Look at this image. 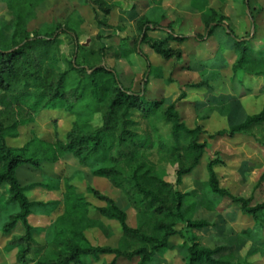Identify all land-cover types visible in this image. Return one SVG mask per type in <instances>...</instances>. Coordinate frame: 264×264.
<instances>
[{
	"label": "rangeland",
	"instance_id": "rangeland-1",
	"mask_svg": "<svg viewBox=\"0 0 264 264\" xmlns=\"http://www.w3.org/2000/svg\"><path fill=\"white\" fill-rule=\"evenodd\" d=\"M95 2H103L105 6L96 12ZM254 4L257 8L253 11L256 34L252 33L253 23L244 0H45L29 10L24 9L22 20L9 6L8 0H0V36L9 42V46L22 41L26 34L31 37L51 35L58 27L74 29L79 42L76 47L70 35L63 34L52 48L56 65L61 72H67L65 90L68 93L75 91L78 100L75 103L68 101L69 112L66 109L45 112L34 124L20 127L18 136L7 140L8 145L16 149L27 147L32 139L48 144L65 142L73 128L88 135L104 128L109 100L95 96L91 79L73 69L71 63L74 60L77 65L88 69L105 62L117 70L126 88L139 92L146 61L134 53L127 58L120 54L122 49L132 51L135 48L139 39L138 20L147 17L164 28L173 25L177 32L190 37L182 44L171 42L174 49L182 50L181 59L165 60L149 46H141L154 67L146 99L158 102L159 109L152 113L150 122L140 111H135L131 120L136 124L131 130L144 133L150 128L147 122H152L156 137L160 135L157 141L164 145L166 152L147 151L138 160L136 155L140 151L136 145L130 142L121 145L119 142L121 121L118 115L113 121V130L103 136L105 149L100 157L110 155L113 160L109 164L121 170L125 167V159H132V165L123 169V188L110 178L93 175L91 169L72 153L62 155L57 161L44 159L39 166L24 164L17 169L20 186L29 201L36 205L29 217L35 228L29 264L56 260L74 232L79 236L83 231L93 247L118 248L122 227L117 220L100 216L98 209L108 207V203L98 198L95 191L113 200L126 213L130 228L140 229L146 235H155L158 226L167 227L174 223L177 235L169 240L164 252L155 254L150 264H186V248L196 243L200 248L209 249L228 245L233 249L236 262L264 264V228L255 238H250L245 231L255 229L253 219L239 210L230 197L216 200V208H211L206 202L204 187L209 181L208 166L214 163L221 189L248 201L251 208L264 204V124L253 126L243 134L218 136V133L229 132L249 117L264 112V76L252 73L241 76L234 69L238 57L233 50V41L223 29H218L207 40H198L205 36L203 13L209 8L222 12L239 38L252 34L249 59L259 64L254 72H262L264 0H254ZM108 7L114 9L109 12L111 14L105 11ZM150 35L156 39L167 37L164 31ZM104 48H107V55L102 56L100 51ZM170 106H175L189 129H202L199 143L206 145L199 167L184 177L182 185L177 184L178 172L189 164L178 158L179 147L187 145L188 141L185 137L178 140L172 134V126L166 117ZM139 162L152 168L164 183L171 186L169 190L192 194L193 209L189 216L193 221L206 222L208 226L190 229L176 219L156 214V208L135 190L132 181ZM66 184L74 186L78 196L89 205L94 223L79 224L77 219L73 228L65 219L64 225L58 228L56 222L65 209ZM42 185L57 188L49 190ZM3 193L0 194V228L9 221L10 215L18 212L16 205L4 200L8 196ZM188 206L186 204L185 208ZM58 230L66 231L65 236L56 238ZM24 234L21 224L11 234L0 231V264H19L17 250L8 252L6 248L12 236ZM114 259V255L91 256L83 263L110 264ZM118 264H140V259L120 260Z\"/></svg>",
	"mask_w": 264,
	"mask_h": 264
},
{
	"label": "trees",
	"instance_id": "trees-1",
	"mask_svg": "<svg viewBox=\"0 0 264 264\" xmlns=\"http://www.w3.org/2000/svg\"><path fill=\"white\" fill-rule=\"evenodd\" d=\"M45 0H8L9 6L16 11L18 18L22 20L24 9H30L35 4ZM253 23V34H256V24L253 11L257 10L254 0H244ZM96 12L105 4L95 2L93 4ZM99 7V8H98ZM114 9L108 7L106 12ZM111 14V13H109ZM202 23L205 28V36L198 40L204 41L216 34L218 29H223L234 43V53L237 54V61L234 69L241 76L254 74L264 76L262 72L255 73L259 67L258 62L249 59L251 51L252 34L239 38L233 30L232 24L222 12L209 8L202 15ZM139 39L135 48L131 50H120L121 56L127 58L131 53L141 56L146 61V72L141 83L139 92L129 90L120 80V75L114 67H110L105 62L88 69L79 66L74 60L71 65L73 69L83 72L93 86L96 97H103L109 100V109L104 117V128L93 135L84 134L78 129H74L68 134L65 142L48 144L39 139H32L28 146L22 149L12 148L8 145V138L18 136L20 127L34 124L45 112L55 110H67L68 101L75 103L79 96L74 91L66 92L65 84L67 72H61L56 65L57 61L52 55V48L59 37L63 34L70 35L79 46L78 34L74 29L68 27H58L51 35H35L31 37L26 34L22 41L9 46V42L0 36V194L7 195L9 203L17 206L18 212L9 216V221L0 228L4 234H11L13 230L21 224L25 229L22 236H12L8 241L6 250L12 252L17 250V261L19 264H29V255L34 242L35 228L30 224L29 217L32 208L36 206L31 203L20 186L17 178V169L24 164L39 166L42 160L57 161L62 155L72 153L78 157L80 162L87 165L93 175L97 177L110 178L116 182L118 187H124L123 169L132 165V159H125V167L110 165L112 157L110 155L100 157L101 151L105 149L104 134L113 130V121L118 115L121 121L119 142L121 145L130 142L139 149L137 159L147 151L155 150L160 154L166 152L164 145L158 142L159 136L154 130L151 115L159 109L158 102H150L146 99L147 86L150 77L154 75V67L148 57L142 52L141 46H149L156 54L165 60L181 59L182 50L174 49L171 42L182 44L190 37L177 32L176 27L169 25L167 28L160 23L142 17L137 22ZM164 31L167 34L165 39L151 37L152 32ZM223 50V48H221ZM101 55H107V48L102 49ZM116 56V55H115ZM140 111L142 117L147 119L149 130L138 133L131 130L136 124L131 120L135 111ZM167 120L172 126V134L176 139L186 138L187 145L179 147L181 153L178 158L188 162V167L178 172V185H182L184 177L192 174L200 165L204 155L205 144H200L199 139L203 133L201 128L189 129L182 121L175 106H170L166 111ZM264 124V112L249 117L243 124L233 127L229 132L222 131L218 136L243 134L247 129ZM153 128V129H152ZM151 129V130H150ZM139 155V156H138ZM136 159V160H137ZM184 161V162H185ZM119 162V161H117ZM209 181L204 183L206 188V202L211 208H216V200L230 197L239 210L251 217L255 223V229L245 231L250 238H255L260 230L264 228V204L254 208L249 207L248 201L235 198L226 190L219 186L217 174L214 170V163L208 166ZM132 181L135 190L143 194L149 203L156 208L155 213L171 217L176 222H182L190 229H203L208 226L206 222L193 221L189 216L193 209L191 202L192 194H182L174 189L169 190V184L164 183L155 171L144 162L137 165ZM54 190L55 185H42ZM8 189V190H7ZM98 198L106 201L108 207L98 209L102 217L117 220L122 227V236L118 248L93 247L83 233L76 236L74 232L72 239L64 244L56 260H39L36 264H84L83 260L88 257L100 255H114L115 259L110 264H118L120 260L140 259V264H150L157 253L166 250L169 240L177 235L174 223L167 227L158 226L157 234L146 235L140 229H132L127 224V215L116 203L97 193ZM189 204L185 208V205ZM44 206V205H39ZM86 204L79 196L74 186L66 184L64 197V214L58 218L57 226L61 228L65 219L69 220L71 227H75L76 220L79 224L83 222H93ZM91 224V223H90ZM66 231L58 230L56 238L65 236ZM162 235V237H160ZM58 242V241H56ZM184 248V247H182ZM186 264H242L235 261L233 249L228 245H219L215 249L200 248L197 243L187 247ZM247 264V263H244Z\"/></svg>",
	"mask_w": 264,
	"mask_h": 264
},
{
	"label": "crops",
	"instance_id": "crops-1",
	"mask_svg": "<svg viewBox=\"0 0 264 264\" xmlns=\"http://www.w3.org/2000/svg\"><path fill=\"white\" fill-rule=\"evenodd\" d=\"M167 38V37H166Z\"/></svg>",
	"mask_w": 264,
	"mask_h": 264
}]
</instances>
